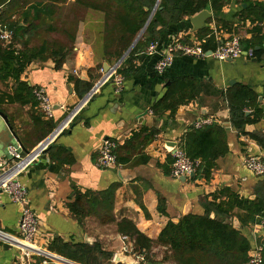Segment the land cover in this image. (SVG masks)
I'll list each match as a JSON object with an SVG mask.
<instances>
[{
    "label": "crops",
    "instance_id": "0c3cea01",
    "mask_svg": "<svg viewBox=\"0 0 264 264\" xmlns=\"http://www.w3.org/2000/svg\"><path fill=\"white\" fill-rule=\"evenodd\" d=\"M75 1L66 0L65 11L72 8ZM242 1L264 2L231 0L218 14L208 7L213 17L204 27H209L219 40L227 39L234 32L240 33L242 38H250L249 29L255 23L240 20L241 9L247 6ZM9 2L0 13H12ZM13 18L20 16L14 14ZM224 23L235 31L229 32ZM78 28L73 49L64 58L33 61L20 76L32 90L36 87L46 90L53 103L52 116L43 113L36 99V102L27 103L17 99L16 79H0V111L9 123L0 115V169L9 161V145L16 144L24 153L34 149L95 90L84 107L76 112L70 126L21 175L29 205L38 217V242L44 249L49 250L56 237L78 242L89 236L92 243L100 240L103 247L115 255L130 245L129 240L117 231L116 221L122 218L133 220L142 232L157 238L170 219L177 222L188 213L202 214L201 199H212L211 194H217L224 186H231L244 197H255V187L264 176L255 175L244 159L252 154L264 160V147L251 135L256 133L264 137V41L257 46L260 49L258 55L244 54L227 61L212 55H176L172 65L158 74L156 63L170 45L184 41L185 37L188 42L204 38L197 34L200 29L194 31L191 16H186L159 27L158 52L148 54L144 50L136 54L137 70L123 77L119 90L113 78L105 79L104 61L99 64L93 46L86 39V22L81 21ZM107 62L111 69L117 64ZM83 73L84 77H81ZM187 75L197 77L201 87L198 96L176 105L175 112L163 105L155 107L171 83ZM240 86L251 92L247 100L250 105L245 107L250 110L247 114L254 117L258 109L260 116L257 122L245 126L246 133L231 123L227 97L228 92L240 90ZM206 117H216L213 123L225 128L228 151L217 159L209 181L195 179L196 175L187 176L185 181L173 177L175 151L170 150V143L177 145L175 150L184 148L186 133L197 128L195 121ZM144 130L153 134L155 130L156 134L152 140L137 141L135 134ZM106 138L117 141V157L124 159V162L118 160L115 168H101L97 164L101 144ZM120 169L125 170V179L119 175ZM113 186L111 214L116 221L102 223L99 217L91 215L81 224L70 207L77 198L76 193L105 192ZM161 201L164 211L159 207ZM20 214L21 206L0 192V230L19 236ZM232 221L234 224V219ZM237 228L252 244L264 235V227L260 224ZM6 244L0 238V264H28L18 247L10 243L5 247Z\"/></svg>",
    "mask_w": 264,
    "mask_h": 264
},
{
    "label": "trees",
    "instance_id": "16d2710c",
    "mask_svg": "<svg viewBox=\"0 0 264 264\" xmlns=\"http://www.w3.org/2000/svg\"><path fill=\"white\" fill-rule=\"evenodd\" d=\"M65 1L11 0L9 7L12 13H0V26L6 25L13 31L11 39L5 41L0 28V79H16L17 99L23 103L35 101L36 97L32 87L20 80L21 74L33 61L48 57L64 58L73 49L81 21L86 22V39L93 46L99 64L122 60L146 26L118 69L123 77H128L137 70L136 54L158 39L159 27L193 16L208 7L218 14L231 0H76L74 6L68 8L67 18L63 16L62 19ZM242 2L247 6L241 9L240 20L255 25L249 29L252 36L242 38L241 45L245 51L253 50V55H258L260 49L257 46L264 41V2ZM14 14L20 18H13ZM70 15H73L72 18ZM217 21L220 22V19ZM224 28L229 32L235 31L229 24L224 23ZM41 30L47 37L36 45L33 39ZM197 34L206 38L204 48L207 51L214 49L220 41L209 27H203ZM60 36L64 38L63 41L59 39ZM185 41H189L188 37H185ZM239 89L227 93L231 123L246 133L245 126L257 122L260 116L258 109L254 117L247 114L245 107L250 105L247 100L251 92L244 86ZM200 90L196 76L177 78L155 107L163 105L175 112L176 105L193 100ZM155 134V130L154 134L144 130L136 133L135 139L152 140ZM251 135L264 147L262 135ZM183 144L191 158L200 160L195 179L211 180L217 159L228 151L225 128L216 123L193 127L184 136ZM118 160L124 162L120 156ZM114 191L115 186L105 192L78 191L77 198L70 204L71 211L81 224L91 215L99 217L102 223L115 222L111 214ZM211 196L212 199H201L204 207L202 214L188 213L177 222L170 219L157 238L146 235L129 218L116 221L117 231L129 240V253L139 258V264H250L249 252L253 244L240 228L233 225L232 219L237 217L241 227L261 224L264 219V180L257 183L254 198L244 197L231 186H224ZM159 207L164 211L162 201ZM259 241L264 244V235ZM49 250L82 264H127L114 263V252L105 249L100 240L88 243L56 237ZM30 260L31 264H41L45 259L32 255ZM46 264L57 263L50 261Z\"/></svg>",
    "mask_w": 264,
    "mask_h": 264
},
{
    "label": "built area",
    "instance_id": "2783aa9c",
    "mask_svg": "<svg viewBox=\"0 0 264 264\" xmlns=\"http://www.w3.org/2000/svg\"><path fill=\"white\" fill-rule=\"evenodd\" d=\"M2 38L5 41H9L13 36V31L6 25L0 26ZM219 40V37L217 38ZM242 35L240 33H232L227 39L220 40L214 49L210 50L204 48L206 38L196 40L194 42L177 41L168 47L166 53L156 63V71L158 74L165 72L169 68L176 55H188L194 57H204L212 55L221 61H227L229 59H236L244 55V49L241 45ZM158 41H153L146 49V53L154 54L158 52ZM249 56H253V50L247 51ZM124 60V59H123ZM123 60L117 62V64L107 73L106 80L113 78L119 90H121L123 84V76L118 72ZM95 90L90 93V96L82 101L80 105L58 126L54 129L53 133L45 138L34 149L24 153L16 144H11L8 147L9 161L4 168L0 169V192L6 193L11 201L18 203L21 206V214L19 221V236L10 235L0 230V238L5 242L13 244L18 247L22 255L26 258L28 264H31L30 257L32 255H43L42 251L45 250L38 242V217L35 211L29 205L27 199V188L21 180V175L26 171L38 158L46 151L49 146L54 142L55 138L66 128L70 126L73 119L76 116V112L80 111L87 103L88 99L93 96ZM34 95L39 103V107L43 113L50 117L53 114V103L51 102L46 90L43 87H36L34 89ZM250 112L249 109H246ZM217 120L216 117H206L195 121V126L201 128L204 125L211 124ZM117 141L112 138H106L103 140L100 150L97 164L101 168H109L112 165L117 164L118 157L116 153ZM174 161L172 163L171 175L176 178L182 176H190L195 172L200 164L199 159L191 158L184 148H177L174 152ZM245 165L255 175L264 176V160L249 154L244 159ZM264 227V219L261 221L260 227ZM124 250L129 252V247L125 246ZM263 251L264 244L261 243L258 238L253 244L249 255L250 264H263ZM44 260V263H47Z\"/></svg>",
    "mask_w": 264,
    "mask_h": 264
},
{
    "label": "water",
    "instance_id": "95a60500",
    "mask_svg": "<svg viewBox=\"0 0 264 264\" xmlns=\"http://www.w3.org/2000/svg\"><path fill=\"white\" fill-rule=\"evenodd\" d=\"M10 0H0V10L2 9V7L8 3ZM213 17V13L211 12V10L209 8H206L200 12H198L197 14L191 16V22H192V25H193V29L194 31L196 30H199L201 28H203L206 24V22ZM149 22V21H148ZM146 26L144 27L143 31L145 30ZM142 31V33H143ZM142 33L138 36V38L135 40V42L132 44V46L129 48V50L126 52V54L124 55V57L129 53V51L133 48V46L136 44L137 40L140 38V36L142 35ZM211 50L208 52L209 54H211ZM244 54H247V51H244ZM124 57L122 58V60L124 59ZM229 60H232V59H229ZM103 69L106 73H108L111 69V65L107 62V61H104L103 63ZM84 74L83 73L81 75V77H84ZM226 112V111H225ZM0 115L5 119V121L8 123V119L6 117V115H4L1 111H0ZM9 124V123H8ZM249 125V124H248ZM170 150H174L175 151V148L177 147V145H175V143H170ZM111 167H114L115 168V165H112ZM123 173H125V170L123 169H120L119 170V175L121 176L122 179H125V176L123 175ZM196 175L195 172L191 173L190 176L191 177H194ZM182 181H185L187 179V176H182L180 177ZM254 198V197H252ZM214 215V213H212V216ZM235 227H240L241 224L239 223V219L237 217L234 218V224H233ZM85 242H88V243H92V239L89 237V236H86L85 237ZM8 244V243H7ZM5 245V247H8V245ZM42 254L45 255V256H48V257H51V258H54V259H59L61 261H64L68 264H80V263H77V262H74L70 259H67V258H64V257H61L59 255H56V254H53V253H50V252H44L42 251ZM50 255H53L55 257H52ZM113 261L114 263H127V264H139L140 261L139 259H137L134 255L132 254H129L127 253L125 250L123 251H120L118 253H116L114 255V258H113Z\"/></svg>",
    "mask_w": 264,
    "mask_h": 264
},
{
    "label": "rangeland",
    "instance_id": "374dc122",
    "mask_svg": "<svg viewBox=\"0 0 264 264\" xmlns=\"http://www.w3.org/2000/svg\"><path fill=\"white\" fill-rule=\"evenodd\" d=\"M68 9V8H67ZM68 13H69V11H65V9H64V11H63V14H62V19H63V16L65 17V18H67V15H68ZM72 16L73 15H70V17L72 18ZM50 22V21H49ZM78 30H79V28H78ZM39 33L40 34H38V36H36L34 39H33V43L34 44H36V45H38V44H40L43 40H44V38H46L47 37V34L43 31V30H41V31H39ZM51 38H53V35L52 36H50ZM56 37H59V36H56ZM60 40H64V38L62 37L61 38V36H60V38H59ZM121 245V244H120ZM46 250V249H45ZM124 250V249H123ZM122 250V251H123ZM48 252H50V253H53V251H50V250H47ZM127 253H129V252H127ZM53 254H56V253H53ZM129 254H131V253H129ZM56 255H59V256H61V257H64L63 255H60V254H56ZM132 255H134V254H132ZM38 256H40V257H42L43 259H45V260H47L48 262H54V263H57V264H68V263H66V262H64V261H60V260H58V259H54V258H51V257H48V256H45V255H38ZM64 258H66V257H64ZM68 259V258H67ZM137 259H139V258H137ZM71 260V259H70ZM75 262V261H74ZM77 263H79V262H77ZM80 264H82V263H80Z\"/></svg>",
    "mask_w": 264,
    "mask_h": 264
}]
</instances>
